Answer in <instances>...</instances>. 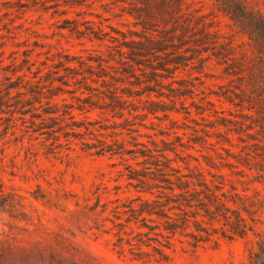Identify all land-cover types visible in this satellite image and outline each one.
<instances>
[{
    "label": "trees",
    "instance_id": "16d2710c",
    "mask_svg": "<svg viewBox=\"0 0 264 264\" xmlns=\"http://www.w3.org/2000/svg\"><path fill=\"white\" fill-rule=\"evenodd\" d=\"M208 1L207 11L203 0H110L126 29L69 27L105 51L0 65V141L117 159L135 194L105 207L115 245L147 263L168 260L177 241L254 234L244 264H264V11L256 0ZM208 78L221 79L217 89Z\"/></svg>",
    "mask_w": 264,
    "mask_h": 264
},
{
    "label": "rangeland",
    "instance_id": "374dc122",
    "mask_svg": "<svg viewBox=\"0 0 264 264\" xmlns=\"http://www.w3.org/2000/svg\"><path fill=\"white\" fill-rule=\"evenodd\" d=\"M198 4L200 0H194ZM264 11V0H256ZM205 10L211 9L203 0ZM110 0H0V65L36 60L58 50L103 52L105 43L70 30L96 21L124 29ZM222 19L224 25L226 20ZM110 29L109 27H106ZM224 28H227L224 25ZM34 65V66H36ZM211 72L220 74L212 67ZM220 78H208L217 89ZM213 98H215L213 96ZM28 144V143H26ZM108 156L74 151L70 160L29 153L9 135L0 141V264H244L256 236L193 247L177 241L168 260L143 262L119 252L111 200L134 195ZM228 170V169H227ZM235 176L234 184H243ZM262 184V183H253ZM264 230V223L258 228Z\"/></svg>",
    "mask_w": 264,
    "mask_h": 264
}]
</instances>
